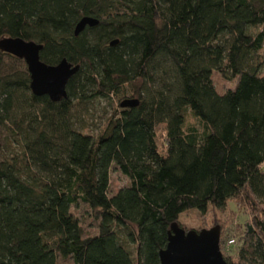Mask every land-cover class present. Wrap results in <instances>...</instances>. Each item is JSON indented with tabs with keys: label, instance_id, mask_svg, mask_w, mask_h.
Listing matches in <instances>:
<instances>
[{
	"label": "trees",
	"instance_id": "trees-1",
	"mask_svg": "<svg viewBox=\"0 0 264 264\" xmlns=\"http://www.w3.org/2000/svg\"><path fill=\"white\" fill-rule=\"evenodd\" d=\"M84 18L99 25L76 36ZM4 38L80 69L53 102L0 50V264H160L182 214L233 203L253 219L222 236L226 262L264 264V0H0ZM114 98L90 134V105ZM114 170L130 185L111 195Z\"/></svg>",
	"mask_w": 264,
	"mask_h": 264
},
{
	"label": "water",
	"instance_id": "water-1",
	"mask_svg": "<svg viewBox=\"0 0 264 264\" xmlns=\"http://www.w3.org/2000/svg\"><path fill=\"white\" fill-rule=\"evenodd\" d=\"M99 22L93 18L82 19L76 27L79 36L87 27H96ZM117 42L113 43L115 46ZM43 46L20 38H4L0 41L3 53L24 60L31 74V89L36 96H48L53 102L68 97L67 86L70 79L79 71L63 60L57 66H48L41 61ZM138 106L137 100L123 102V108ZM220 226L209 230L183 229L178 223L171 226L167 248L160 252V264H228L221 251Z\"/></svg>",
	"mask_w": 264,
	"mask_h": 264
},
{
	"label": "rangeland",
	"instance_id": "rangeland-1",
	"mask_svg": "<svg viewBox=\"0 0 264 264\" xmlns=\"http://www.w3.org/2000/svg\"><path fill=\"white\" fill-rule=\"evenodd\" d=\"M262 28L254 29V32H261ZM262 55L264 56V49L262 51ZM213 82L216 87V90L219 94L223 95L229 90H234L237 87L238 80L227 81L220 74L215 73L213 75ZM119 106V101L117 98L113 100L106 101H96L90 105L89 109V119L88 121V129L90 134H99L105 124L107 122L106 116L110 113H113L117 110ZM187 126H196L199 127V122L192 115L188 116ZM86 131V132H87ZM88 133V132H87ZM162 138L160 141L162 142ZM2 158L0 153V159ZM130 185V181L119 171L114 170L111 174V186L110 192L111 195L117 193L120 189L127 187ZM198 211H188L181 215L180 225L182 228H186L190 230H209L216 226H220L222 230V236H229V234H239L242 226L240 224L244 223L246 220L248 222L252 221L253 215L249 207L238 204H230L223 211L211 210L210 214L207 217H202L197 214ZM76 217L81 220L89 232V234H95V226L96 222L90 216V213L87 209H81L80 211L75 212ZM224 242V241H223ZM227 244V243H226ZM225 247V245H224ZM59 264H72L69 260L63 261L60 260Z\"/></svg>",
	"mask_w": 264,
	"mask_h": 264
},
{
	"label": "built area",
	"instance_id": "built-area-1",
	"mask_svg": "<svg viewBox=\"0 0 264 264\" xmlns=\"http://www.w3.org/2000/svg\"><path fill=\"white\" fill-rule=\"evenodd\" d=\"M234 244V241H229L224 247V251H229V248Z\"/></svg>",
	"mask_w": 264,
	"mask_h": 264
}]
</instances>
